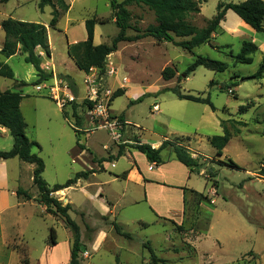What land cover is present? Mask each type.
I'll return each mask as SVG.
<instances>
[{"label": "rangeland", "instance_id": "obj_1", "mask_svg": "<svg viewBox=\"0 0 264 264\" xmlns=\"http://www.w3.org/2000/svg\"><path fill=\"white\" fill-rule=\"evenodd\" d=\"M40 1L4 3L0 0V47L5 38L1 22L6 18L47 24L53 58L52 54L51 59L45 54L42 63L54 64L53 73L58 78L64 76L60 72L66 73L81 86L84 75L71 62L67 44L85 41V22L97 17L108 22L96 25L94 43L111 45L119 29L112 22L115 13L110 1L66 0L70 8L60 19L57 29L49 26L52 7L46 6L42 11ZM243 1L201 0V12L195 14L191 22L204 28L216 15L220 2ZM128 9L132 13L128 36L135 37L138 31L143 33L155 24L154 13L148 8L130 6ZM227 15L211 42L193 52L148 36L121 43L119 50L108 57L105 73L90 72L99 74L102 93L125 90L124 95L113 101L111 111L143 127V140L148 144L160 140V136L173 137L175 130L190 132L192 137L197 135L198 149L203 154L192 150L188 139H179L189 147L191 155L199 159L202 166L200 171H195H203L206 177H193V182L205 193L190 195L182 224L158 217L145 202L133 204L129 197L122 199L125 186L121 182L108 181L110 170L119 171L132 161L130 150L124 158L116 159L115 168L108 164L107 172L91 175L87 180L82 179L68 189L53 193L64 206L71 205L70 216L80 226L81 240L87 249L81 255V264H164L161 261L165 264H264V181L257 178L264 163V78H247L260 69L264 33L240 21L231 10ZM244 41L258 45L252 64L235 62L234 56L241 52ZM198 56L227 63L228 70L217 73L199 67L185 78L183 75ZM0 60L5 62L3 57ZM7 64L13 69L15 78L0 76V90L15 91L20 88V82L28 84L21 88L24 94L21 111L27 123V136L40 145L34 152L45 163L43 178L50 187L66 183L78 172L94 169L92 156L95 161L106 159L110 162L108 156L112 151L131 146L113 141L105 131L87 137L78 133L77 136L62 110L45 93L36 92L33 86L36 70L25 62L24 55L11 57ZM166 67L176 70V76L170 81L162 76ZM111 69H114L113 75L108 73ZM211 82L214 83L212 87ZM175 87L184 94L210 95L216 111L206 105L180 100L172 91H166ZM76 90L79 94L78 86ZM83 93L84 87L81 95ZM145 94L149 95L143 102L130 106L131 100ZM85 104L86 101L80 107ZM155 104L160 106V112L152 110ZM248 104L252 107L241 113V107ZM223 126L230 130L232 138L223 156H217L209 138L222 135ZM135 130L127 131L123 140H133ZM78 139L84 151L77 146ZM229 159L242 170L225 165ZM23 165L19 169L22 188L32 200L19 201L9 194L2 201L0 264H69L73 232L63 218L49 214L39 201L40 194L33 183L35 166ZM11 168L15 173V167ZM11 175L13 177V173ZM51 228L56 230V246L50 244Z\"/></svg>", "mask_w": 264, "mask_h": 264}, {"label": "trees", "instance_id": "obj_2", "mask_svg": "<svg viewBox=\"0 0 264 264\" xmlns=\"http://www.w3.org/2000/svg\"><path fill=\"white\" fill-rule=\"evenodd\" d=\"M8 3L10 0H2ZM111 8L115 13V23L119 29L117 36L112 40L111 45L100 44L95 45V28L96 25H104L108 21L97 17L86 20L85 26L87 31V39L76 44H69L67 47L68 56L75 63L77 68L85 74L90 73L93 68L99 69L101 73H105L108 57L119 50V45L124 42H134L144 37H153L157 42H168L182 48L185 51L193 52L196 48L210 43L214 33L220 29V25L226 19L228 11H233L242 21L258 33H264V0H245L243 2H220L217 6L216 15L208 21L207 26L198 28L192 24L191 18L200 13L201 0H109ZM46 6L52 7V17L49 26L57 29L60 19L69 11V4L66 0H41L39 8L43 11ZM138 6L146 7L155 16V24L150 25L143 33L138 31V35L130 37L127 31L131 29L132 13L128 7ZM2 30L5 34L3 47L0 51V56L9 59L17 54L18 50L25 55V62L32 65L36 70L37 80L33 86L52 78V73H47L41 67L42 57L37 54V50L41 49L50 58L52 51L50 48L48 29L45 25L37 22H24L16 20L12 17L6 18L1 23ZM183 39V40H177ZM20 46V47H19ZM258 45L254 42L244 41L242 50L238 55L234 56L235 62L238 64H252L253 55L258 52ZM204 67L217 73H224L228 70V64L220 61L208 59L203 56H198L195 61L189 66L185 74L188 78L191 73L197 68ZM264 74V55L262 56L260 69L254 75L247 77L248 79L261 80ZM0 76L8 79H14L15 74L13 69L5 62L0 61ZM163 79L170 81L176 76V70L172 67H166L162 72ZM62 78L70 83L74 93H77L76 84L70 76H62ZM181 80L182 77L180 76ZM18 90H0V126L9 130L14 139L13 147L8 150H0V160H9L19 158L21 161L35 166L33 171V183L38 188L40 197L39 201L46 207L49 214L60 216L64 219L66 226L73 232V243L70 252L69 264H81V255L87 251L86 246L82 243L80 226L71 218V205H63L60 201L52 196L53 193L63 191L74 185L80 180H87L91 175L96 173L95 170L81 171L69 179L64 184H56L50 187L43 178L45 171V163L43 159L34 152L35 148H40V145L31 140L26 133L27 123L21 111V103L24 98L23 87L27 86L26 82L19 83ZM210 86H214L211 82ZM172 91L180 100H187L198 104H205L216 111V108L211 100L210 95L207 97L196 96L192 94H184L179 88L166 89ZM125 94V90L120 89L114 92L112 101ZM149 95L145 94L136 100L130 101V106L139 104L144 101V98ZM252 107V104L243 106L240 109L241 113L247 112ZM77 106H74L76 111ZM66 117L67 114L63 113ZM124 119V116H121ZM78 119V124L81 125V118ZM238 132V129H235ZM77 136L78 133L76 132ZM232 134L228 128L223 126V134L209 138V142L216 149L217 156H223L225 147L229 144ZM136 145L134 149L146 155L147 159L156 165L162 162L161 151L167 147H171L176 159L190 169V171H200L202 166L199 159L193 157L189 147L183 144L179 138H166L161 146L157 149L149 144H142L137 138H134ZM77 146L84 151L85 149L77 140ZM123 155V150L120 149L117 158ZM106 161V159H102ZM102 161H95L100 166ZM230 168L242 170L231 159L225 163ZM199 173V172H198ZM257 178L264 180V163L257 172ZM192 194H200L193 192ZM202 194V193H201ZM17 196L25 200H31L32 196L23 188L17 190ZM91 230L89 227H87ZM119 230V227L116 228ZM50 244L57 245V234L54 228H51ZM151 256L154 262H157L155 253L152 249ZM165 264L164 261H161ZM156 264V263H155Z\"/></svg>", "mask_w": 264, "mask_h": 264}, {"label": "crops", "instance_id": "obj_3", "mask_svg": "<svg viewBox=\"0 0 264 264\" xmlns=\"http://www.w3.org/2000/svg\"><path fill=\"white\" fill-rule=\"evenodd\" d=\"M227 16L228 15H226V17ZM14 19L27 22L26 20L20 19V18H14ZM240 21H242V19H240ZM28 22H31V21H28ZM112 22L115 23V18L112 20ZM43 25L47 27V24H43ZM66 31L68 32V29ZM95 34H96V28H95ZM4 40L1 44L0 51L3 47ZM252 41H256V39H253ZM76 43L78 42L75 40V41L70 42L69 44H76ZM67 47H68V44H67ZM17 54H22L20 49L18 50ZM37 54H40L42 57V61H44V55H45L44 51L41 49H38ZM24 58H25V55H24ZM52 58H53V52H52ZM4 59H5V63H7V61L9 60L6 58ZM71 62L73 61L71 60ZM82 73L83 75L85 74L84 72ZM60 74L64 76H69L68 74L63 73V72H60ZM263 78H264V74H263ZM37 79L38 78L36 77V80ZM75 84H76V87L78 86L80 88V93H81V90L84 87L83 81L81 82V86H79L77 81H75ZM195 104H198V103H195ZM200 105H205V104H200ZM160 111L161 109L159 106V111L157 112H160ZM124 119H126V121L130 123L129 130L136 129L135 134L133 135V138H137L142 144H148L146 141L143 140V135H145L144 134L145 129L139 126L138 124L132 123L125 116H124ZM180 129H183V128H180ZM8 133L10 134L9 130H7L6 128H3V127L0 128V150L4 149V151H8L7 149L10 150L13 147L14 139L11 136V134H10L11 137H9ZM172 135L173 137H170V139H173V138L188 139L190 148L192 150H196L198 154L202 153L200 149H198L200 140L197 137V135L192 137L190 136V132H187L185 130H175L172 133ZM160 137H161L160 140H157L156 142L151 143V146L153 148L155 149L159 148L162 142L164 141V139H166L168 136H160ZM128 145H131V146L126 145L123 150V155L119 158H117V154L119 150L118 151L114 150L108 156V159L110 160V162L102 161V159L96 160V161H100V160L102 161L100 166L98 165V163L94 162L95 156H92V160L94 163L93 164L94 169H90V170L96 171V173H94L93 175L102 173V172H107L106 168L108 164L109 165L111 164V167L115 168L117 160L124 158L127 155V150L132 151L131 153H129L132 161L128 163L127 167L119 171L111 172L110 170L109 171L110 173H108L109 174L108 181L111 183L121 182V185L125 186L123 192L121 193L122 199L129 197V199L133 202V204L139 203V202H145L146 204L151 206L152 210L158 215V217L164 218L176 224H182L185 219L186 203L190 195L193 192H197L200 194L205 193V192H202L193 182V177H196V175L205 176L203 174V171L199 173L197 171H193V172L190 171L188 167H186L184 164H182L176 159V156L172 152L171 147H167L161 151L162 162L159 165H156L154 163H151L147 159L146 155L139 152L137 149L133 148V145H136V144L132 143V140L129 141ZM105 147L106 146L104 145L103 148ZM23 164H28V163L21 161L19 158H13L9 160H0V222H1V216L3 215V209H1L3 205L2 201L6 199L7 195L11 194L12 196L17 197L19 201L21 200V201L29 202L32 200V199L25 200L24 198H20L17 196V190L20 187L22 188V177L19 174L20 173L19 169H21L22 166H24ZM11 167H15L14 168L16 169L15 173L13 172L12 170L13 168ZM11 173H13V177ZM259 180L264 181L262 179H259Z\"/></svg>", "mask_w": 264, "mask_h": 264}, {"label": "built area", "instance_id": "obj_4", "mask_svg": "<svg viewBox=\"0 0 264 264\" xmlns=\"http://www.w3.org/2000/svg\"><path fill=\"white\" fill-rule=\"evenodd\" d=\"M53 66L54 64L50 62L41 64L44 71L52 73V78L36 85V92L45 93L63 113L67 114L66 119L75 132L87 137L97 131H105L113 141L119 144H128L129 140H123V136L129 131L130 123L111 111L114 93L109 90L102 93L99 74H84V93L83 95L81 93L75 94L68 81L58 78L53 73ZM91 71L101 74V71L96 68ZM108 73L113 75L114 69ZM84 101L86 104L81 108L80 106L84 104ZM74 106H77L76 111H74ZM152 110L154 112L159 111V105L155 104ZM78 117L81 118V125L78 124ZM132 143L136 144L133 140Z\"/></svg>", "mask_w": 264, "mask_h": 264}]
</instances>
